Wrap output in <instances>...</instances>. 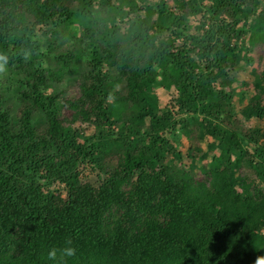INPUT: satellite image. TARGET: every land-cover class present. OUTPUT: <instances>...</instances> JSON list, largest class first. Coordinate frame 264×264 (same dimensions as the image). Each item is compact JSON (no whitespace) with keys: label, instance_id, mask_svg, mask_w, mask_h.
Here are the masks:
<instances>
[{"label":"trees","instance_id":"16d2710c","mask_svg":"<svg viewBox=\"0 0 264 264\" xmlns=\"http://www.w3.org/2000/svg\"><path fill=\"white\" fill-rule=\"evenodd\" d=\"M94 1L0 0V264H53L67 240L63 264H255L264 130L242 120L264 117L260 0Z\"/></svg>","mask_w":264,"mask_h":264},{"label":"rangeland","instance_id":"374dc122","mask_svg":"<svg viewBox=\"0 0 264 264\" xmlns=\"http://www.w3.org/2000/svg\"><path fill=\"white\" fill-rule=\"evenodd\" d=\"M93 4H94L95 8H102L101 2L99 0H95ZM168 4L171 7L174 6L170 0H168ZM259 4L261 7H264V0H260ZM120 7H123V5L121 4ZM193 7H196V6H193ZM119 26L121 27V23ZM186 26H187V29L190 33L198 35L197 39L199 40L200 35L202 34L203 29L205 28V25H204V23H202V20L200 19L198 13L193 15L192 17H189ZM74 28L75 29L73 32H75L77 29L76 27H74ZM34 33H35L34 40H39V41L41 40V42H42L41 46H40L41 51H43V52L46 51L45 47H44V44L46 41H44L45 39H43V38H49L50 34H46V30H38V29H34ZM55 46H57V44H55ZM200 50H203L202 43L200 44L199 48L195 49V51H197V52ZM247 58L248 57H244V59H242L240 62L243 64L246 63ZM247 64H250V66H257L256 68H260V69L264 70V55H262L260 58L253 55V63L251 60H249L247 62ZM0 70H2L1 66H0ZM237 77L239 78V80H241L239 89L243 90L248 95H251L253 93V88L251 85V76L248 75L246 70L243 68V70L238 72ZM152 92H154V94L156 95V98H157L156 104L158 107L162 108L163 106H165L168 103L169 94L167 92L163 91L159 87L156 89H153ZM242 121L247 126V128H252V127L257 125V126H260L264 130V117L260 120V119L255 118L253 115L249 114L247 116V119H245V120L243 119ZM179 128L180 127H177L175 134H174V137L179 139L183 144H185L187 139L184 136H182V134L180 133L181 130ZM198 143L201 146V148L205 149L208 147L209 144H214L215 142L211 139L205 138L203 140H200ZM182 148H183L182 154H184V150L186 149V147L182 146ZM166 159L170 162H175L173 155L166 156ZM90 168H91V165H87V164L81 165L80 170H83V172H81V174L88 172L90 170ZM92 179H93V173L91 170V171H89V174L83 180L85 182H91ZM60 187L61 186L57 182H55V183L50 184L48 189L53 190V191H59ZM45 190H47V188H45Z\"/></svg>","mask_w":264,"mask_h":264},{"label":"clouds","instance_id":"9594fccd","mask_svg":"<svg viewBox=\"0 0 264 264\" xmlns=\"http://www.w3.org/2000/svg\"><path fill=\"white\" fill-rule=\"evenodd\" d=\"M76 249L72 245L71 240H67L64 246L50 248L47 251V257L53 264H63L65 258H71L75 255ZM255 264H264V256L257 257Z\"/></svg>","mask_w":264,"mask_h":264}]
</instances>
